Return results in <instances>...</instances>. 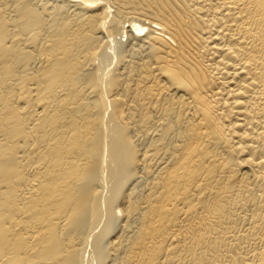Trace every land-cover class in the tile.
<instances>
[{
  "label": "bare ground",
  "instance_id": "bare-ground-1",
  "mask_svg": "<svg viewBox=\"0 0 264 264\" xmlns=\"http://www.w3.org/2000/svg\"><path fill=\"white\" fill-rule=\"evenodd\" d=\"M0 264H264V0H0Z\"/></svg>",
  "mask_w": 264,
  "mask_h": 264
},
{
  "label": "rangeland",
  "instance_id": "rangeland-1",
  "mask_svg": "<svg viewBox=\"0 0 264 264\" xmlns=\"http://www.w3.org/2000/svg\"><path fill=\"white\" fill-rule=\"evenodd\" d=\"M118 37H119V39H118ZM118 37L116 38V41H114V43H113V45H112V47H113V46H114V47L117 46L118 48H116V47L114 48V47H113L114 50H113V49H112V50H111V49H108V53H109V54H111V53H110L111 51H112V52H113V51H117V52H118L119 48H120V50H119L120 53H122V51L124 50V47H125V46H123V45H124L123 43H124V41H125L126 36H125L124 33H123L122 35H119ZM120 41H121V42H120ZM122 41H123V42H122ZM121 43H122V44H121ZM117 49H118V50H117ZM121 50H122V51H121ZM109 51H110V52H109ZM117 52H115V53H117ZM120 53H119V54H120ZM112 54H113V58H112V59H115V60L113 61V60L111 59V61H109L110 58H111V57H109V56H111ZM112 54H111V55H108L109 58H108V57L106 58V59H107V60H106L107 63H109V65H110L111 67H113L112 64H113V63L115 64V63H116V60H117V59L114 57V52H113ZM119 54L117 53V55H115V56L118 58V55H119ZM120 55H121V54H120ZM119 57H120V56H119ZM108 59H109V60H108ZM112 61H113V63H112ZM105 63H106V62H105ZM107 63H106L105 65H106L107 69H109L108 67H110V66H108ZM111 63H112V64H111ZM110 69H111V68H110ZM110 69H109V70H110Z\"/></svg>",
  "mask_w": 264,
  "mask_h": 264
}]
</instances>
